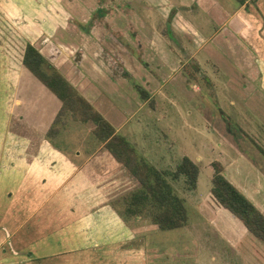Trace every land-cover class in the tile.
Segmentation results:
<instances>
[{
	"label": "crops",
	"instance_id": "1",
	"mask_svg": "<svg viewBox=\"0 0 264 264\" xmlns=\"http://www.w3.org/2000/svg\"><path fill=\"white\" fill-rule=\"evenodd\" d=\"M71 2L81 10V22L50 24V32L45 29L47 34L40 22L35 26L40 36L36 34L27 41L44 57V67L56 69L131 145L118 127L124 125L129 132L126 123L131 119L133 103L140 107L147 104L153 110L159 103L155 96L160 95L169 104L177 105L180 100L173 98L172 90L162 89L168 79L182 78L185 86L181 83V87L185 88L177 89V94L184 97L189 96L192 86L201 90L199 86H204L200 85L201 79L210 84L219 82V71L223 70L228 103L242 107L231 114L237 130L230 126V132L235 139L241 133L248 136L249 147L253 143L251 147L259 146L261 151L248 155L233 142L237 152L230 156L227 165L216 158L211 160L221 163L224 177L264 215V148L252 136V131L264 135V0ZM21 23L20 27L26 31V19ZM196 40L198 46L209 50L207 56L187 51L185 42L193 44ZM220 45L226 51H216ZM20 63L22 74L26 73L39 85L41 99L36 103L41 104L35 112L43 121L32 124L40 134L37 139L17 137L18 150L2 147L5 140H0V180L13 183L0 189L3 195H0V264H60L65 255L95 253V246L104 245L106 239L126 236L124 228L128 226L108 200L105 178L110 170L123 175L126 167L102 143L98 145L102 149L91 151L86 146L73 153L61 146L57 136L54 141L60 148L50 143L44 134L60 101L22 64L21 57ZM9 93L10 86L4 85L2 94ZM188 96L187 101L194 102ZM23 100L24 97L19 98L18 103ZM49 102L53 104L50 107ZM214 104L219 105L216 100ZM218 110L213 114L221 121L217 126H224L226 117L219 113V107ZM141 119L146 121L147 115ZM90 137L96 142L91 134L85 138H89L88 144L92 143ZM30 143H34L32 150L28 149ZM183 155L186 154L178 158ZM237 156L242 159L238 161ZM111 182L118 183V176ZM15 192L18 195L12 199ZM208 194V199L200 200L201 209L204 205L210 209L216 206L220 213L231 216L251 234L239 218L215 201L209 190ZM43 208L47 210L45 215L49 213L52 218H44ZM69 219L71 224H79V228L65 229ZM92 237L100 242L91 243ZM60 240L70 241L73 246L63 247ZM58 242L60 248L54 250L52 245L57 246Z\"/></svg>",
	"mask_w": 264,
	"mask_h": 264
},
{
	"label": "rangeland",
	"instance_id": "2",
	"mask_svg": "<svg viewBox=\"0 0 264 264\" xmlns=\"http://www.w3.org/2000/svg\"><path fill=\"white\" fill-rule=\"evenodd\" d=\"M78 9L71 0H0V140L3 138L5 140L2 147L11 146L9 149L18 150V136H29L30 140H35L40 135L32 125L43 121L42 116H38L35 112L36 106L41 104L36 103L41 99V93L37 90L39 85L26 73L21 72L23 69H21L20 57L25 41L36 34L39 35L40 32L36 31L35 26L40 22H43L45 34L50 32L52 28L50 24L81 22L82 16L79 13L81 10ZM23 18L26 19V31L20 27ZM197 42V40L193 44L185 42L187 51H196L199 57L207 56L209 50L198 46ZM220 50L226 51V48L220 45L216 51ZM219 74V82L213 84L208 83L206 79L199 80L200 85L204 84L199 86L200 91L194 90L192 86L189 96L187 95L193 97L194 102L191 103L187 101V96L177 94V89L185 88L181 87V83L185 86L182 78L174 76L168 79L163 83L162 89L167 92L172 90L173 98L180 100L179 104L173 105L174 102L169 104L160 95L155 96V100L159 103L153 110L147 104L140 107L133 103L129 112L131 119L126 123L129 132L124 125L118 127V131L132 143L139 157L142 155L160 169H173L181 154H186L197 163L195 189L183 190L178 183H174L177 193L184 199L187 215L185 223L177 228L160 230L147 217L131 218L126 221L128 229L124 228L127 231L124 238L106 239L104 245L95 246V253L89 252L85 256L82 253L64 254L65 257L59 261L60 264H264L262 240L248 234L241 223L226 213H220V209L216 206L212 209L205 205L203 209L200 208V200H206L210 196L208 194L211 176L209 162L212 158L227 165L230 156L237 152H234L233 142L235 147L238 146L237 148H241L248 155L251 152L257 154L261 151L259 146L251 147L253 143L249 147L248 136L241 133L238 139H235L236 136L230 132V126L237 130L234 126L236 122L231 121V114L242 107L240 108L237 103L235 105L228 103L229 94L222 83L226 75L222 69ZM4 85L10 86V93L7 96L2 94ZM21 97H24V100L20 104L18 102ZM215 100L218 101V106L214 104ZM51 105L53 104L49 102V107ZM218 107L221 109L219 113L226 117L224 122L226 126H217L221 123L214 116L220 111ZM144 114L147 115L146 121L141 119ZM209 115H213V119ZM44 117L48 118V116ZM66 121L57 138L69 153L77 149L83 150L82 148L86 146L91 151L102 149L98 147L97 141L93 143L91 137L90 144H88L89 138L85 139L91 135L90 121L86 123ZM147 132L149 134L146 136ZM252 134L264 148L263 133L260 132L259 136L252 131ZM33 144H29V150H32ZM237 158L238 161L242 159L241 156ZM115 176L119 179L116 184L111 182ZM105 178L108 184V200L110 203L115 202L117 206L121 204V195L137 185V180L127 169L120 176L115 175L114 170L107 171ZM10 184L13 185L11 180L3 178L0 180V189ZM0 195L3 196L1 193ZM17 195L18 193L15 192L11 198L15 199ZM45 211L47 212L43 208L44 218L47 216L52 218L49 213L45 215ZM21 215L22 212L19 213V216ZM67 218L69 217L66 216ZM71 222L70 219L67 221L65 229L79 228V224H71ZM220 232L229 238L224 237ZM98 240L99 238L92 237L90 241L94 243ZM60 242L63 247L73 246V243L67 240ZM52 247L54 250L56 247L59 249L60 243L58 242L57 246L54 243ZM58 256L54 261H57Z\"/></svg>",
	"mask_w": 264,
	"mask_h": 264
},
{
	"label": "trees",
	"instance_id": "3",
	"mask_svg": "<svg viewBox=\"0 0 264 264\" xmlns=\"http://www.w3.org/2000/svg\"><path fill=\"white\" fill-rule=\"evenodd\" d=\"M237 1L241 3L243 0ZM21 62L60 101L44 134L50 143L60 148L54 137L61 132L66 120L90 121L94 139L102 143L137 180L134 188L121 195L120 206L111 201L118 215L124 221L135 217H147L160 230L182 226L187 217L186 207L174 183H178L183 190L193 189L198 165L183 155L173 169L154 167L138 157L132 145L117 134L111 124L56 69L45 68L44 57L28 41L24 44ZM140 93L144 95L143 90H140ZM210 165L212 167L210 194L218 204L239 218L252 235L264 242V215L224 177L221 172L222 165L218 160H211Z\"/></svg>",
	"mask_w": 264,
	"mask_h": 264
}]
</instances>
